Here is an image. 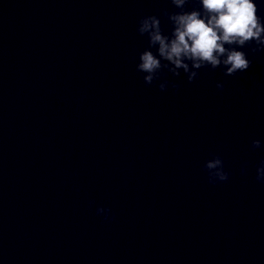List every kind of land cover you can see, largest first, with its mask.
<instances>
[{
    "label": "water",
    "instance_id": "obj_1",
    "mask_svg": "<svg viewBox=\"0 0 264 264\" xmlns=\"http://www.w3.org/2000/svg\"><path fill=\"white\" fill-rule=\"evenodd\" d=\"M162 9L0 0V264H264V51L161 91L135 64L137 21Z\"/></svg>",
    "mask_w": 264,
    "mask_h": 264
},
{
    "label": "clouds",
    "instance_id": "obj_2",
    "mask_svg": "<svg viewBox=\"0 0 264 264\" xmlns=\"http://www.w3.org/2000/svg\"><path fill=\"white\" fill-rule=\"evenodd\" d=\"M170 4L174 11L162 9L160 15H143L136 24V32L147 41L135 64L145 84L159 80L156 86L161 91L178 89L176 80L160 77L183 73L191 83L204 67L220 68L225 76H232L251 65L245 47L252 53L264 51V0H170ZM160 16L167 18V31L161 28ZM215 87L223 90L224 84L217 80ZM261 143L253 139L251 147L260 148ZM203 168L209 184L229 177L218 154L206 159ZM255 179L264 183V158L255 166ZM95 211L103 219H111L106 206L97 205Z\"/></svg>",
    "mask_w": 264,
    "mask_h": 264
}]
</instances>
